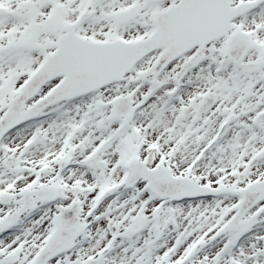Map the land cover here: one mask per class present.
I'll return each instance as SVG.
<instances>
[{"label": "snow or ice", "instance_id": "obj_1", "mask_svg": "<svg viewBox=\"0 0 264 264\" xmlns=\"http://www.w3.org/2000/svg\"><path fill=\"white\" fill-rule=\"evenodd\" d=\"M0 264H264V0H0Z\"/></svg>", "mask_w": 264, "mask_h": 264}]
</instances>
